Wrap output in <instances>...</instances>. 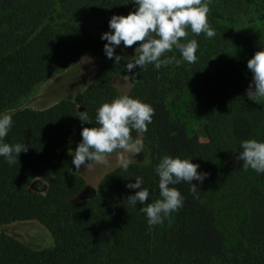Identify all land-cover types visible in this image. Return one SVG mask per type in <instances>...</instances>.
I'll return each mask as SVG.
<instances>
[{
	"label": "trees",
	"instance_id": "trees-1",
	"mask_svg": "<svg viewBox=\"0 0 264 264\" xmlns=\"http://www.w3.org/2000/svg\"><path fill=\"white\" fill-rule=\"evenodd\" d=\"M134 10L131 0H0V112L13 120L3 142L28 147L15 164L0 157V264H264V174L245 170L237 159L241 140H264V98L246 95L252 79L246 62L264 42H254L243 28L264 26V0H211L207 18L215 36L186 28L181 38L197 40L196 62L184 61L174 48L161 60L175 55L178 65L136 66L132 80L125 64L138 53L121 42L114 56L122 59L115 64L100 36L112 15ZM84 55L97 69L74 101L35 114L19 109L44 79ZM125 75L127 95L154 110L146 132L130 131L132 138L142 135L147 160L131 161L127 171L108 168L87 191L71 155L81 129L96 126L95 109L118 96L109 81ZM170 95L182 97L203 122L204 142L171 115ZM85 111L91 123L78 118ZM163 155L192 158L207 176L192 181L198 198L185 182L171 185L183 206L149 230L138 211L142 205L127 201L138 189L126 184L140 176L149 189L145 203L159 199L154 167ZM38 177L46 184L34 182ZM31 222L52 242L25 241L2 229Z\"/></svg>",
	"mask_w": 264,
	"mask_h": 264
},
{
	"label": "clouds",
	"instance_id": "clouds-1",
	"mask_svg": "<svg viewBox=\"0 0 264 264\" xmlns=\"http://www.w3.org/2000/svg\"><path fill=\"white\" fill-rule=\"evenodd\" d=\"M135 6L134 11L127 15H112L108 21L109 31L101 34L100 39L106 41L103 46L107 58L114 63H120L122 57L114 56V49L123 42L124 47L132 46L135 42H141L135 48L138 53L133 61L125 64L127 72L139 66L145 67L152 64L159 68L162 63H172L175 55L165 60L161 57L165 52H172L175 48L180 56L189 64L197 60L196 51L198 43L196 39L182 41L191 33L199 36L201 33L206 38L215 36V30L209 24L207 14L211 0H131ZM247 69L252 74V79L246 90L250 100L264 98V47L256 51L246 62ZM129 80V76L125 75ZM79 107V106H78ZM81 122L91 123L87 111L78 112ZM154 110L151 105L133 98L127 94L114 97L110 102H104L95 109V123L93 127L81 129V141L77 144L72 156V165L78 173L81 167L88 169L92 162L108 164L107 155L115 152L116 163L124 171H127L131 163V156L140 153L144 149L142 135L133 139L130 131L138 134L147 131V126L152 122ZM13 125L12 115L8 112H0V157H3L9 165L17 162L22 151H27L25 145L20 143H4ZM237 159L242 161L245 170L249 168L257 174H264V140L245 139L239 143ZM130 154V155H129ZM192 158L163 155L154 167L158 177L157 186L159 199L151 203H145L149 198V189L143 186V178L136 176L134 182L126 184L127 188L138 189L134 195H129L127 201L133 207L138 202L142 207L138 209L143 213L149 230L155 225L162 224L169 218L170 213L183 206L184 197L180 191L171 185L181 182L187 183L189 191L198 198L195 180L202 183L207 173L198 172V164L192 163ZM73 173V174H75Z\"/></svg>",
	"mask_w": 264,
	"mask_h": 264
},
{
	"label": "rangeland",
	"instance_id": "rangeland-1",
	"mask_svg": "<svg viewBox=\"0 0 264 264\" xmlns=\"http://www.w3.org/2000/svg\"><path fill=\"white\" fill-rule=\"evenodd\" d=\"M243 28L246 34L254 42H264V26L243 24ZM123 49L135 52V49L127 47H123ZM96 69V64L87 55L82 56L75 64L69 66L63 71L55 72L44 79L19 109L35 114L48 109L61 100L74 101L89 85ZM109 85L118 96L127 94L131 87L130 80H126L123 76L112 78L109 81ZM167 106L173 117L180 118L185 123L187 131L190 134H196L201 142L205 141L202 133L203 122L198 120L194 113L187 111L182 97L176 95L168 96ZM137 137L138 136L133 139ZM130 158L133 162H145L147 160V155L143 149L142 152L134 154V156L130 155ZM107 160L108 164L106 165L95 163L88 169L81 168V173L87 178V191H92L96 183L99 181L100 176L108 168L117 164L115 152L108 154ZM34 182H37L38 185H45L47 178L38 177ZM2 229L25 241L39 242L42 245H47L52 242L48 233L35 222L14 223L2 227Z\"/></svg>",
	"mask_w": 264,
	"mask_h": 264
}]
</instances>
